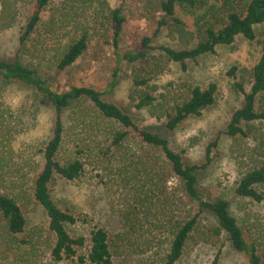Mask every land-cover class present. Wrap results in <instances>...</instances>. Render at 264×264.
Listing matches in <instances>:
<instances>
[{"label":"rangeland","instance_id":"obj_1","mask_svg":"<svg viewBox=\"0 0 264 264\" xmlns=\"http://www.w3.org/2000/svg\"><path fill=\"white\" fill-rule=\"evenodd\" d=\"M34 1L0 0V61H19L36 68L57 93L70 87H89L105 93L118 68L117 83L106 99L127 113L139 128L166 139L171 149L182 154L185 163L200 165L206 146L218 139L217 157L197 172L199 191L206 200L223 199L229 203L230 214L245 238L259 242L264 260V201L257 204L240 199L233 192L244 166L235 158L234 150L245 149L246 142L232 141L224 135L231 114L242 102L227 73L235 67L236 80L249 89L251 70L260 57L264 23L256 26L257 38L253 42L237 37L232 45L218 47L215 55L188 61L185 70L159 52L147 51L149 60L158 64L159 70L151 75L154 78L149 91L160 107L169 108L183 101L193 86L205 88L213 83L217 87L213 106L170 133L163 128L162 120L145 110H134L128 99L134 73H148L151 65L118 64L109 38L108 14L119 8L126 19L119 52L137 48L156 27L160 0H91V6L82 11L63 0H53L43 12L37 31L21 49L18 37ZM223 1H211L194 13L177 10L181 24L164 27L154 44L176 50L192 48L202 37L204 27L224 18ZM248 1L237 8H243ZM73 14L76 16L71 19ZM73 20L86 23L84 26L90 31L88 47L71 67L55 72L53 59L79 31L70 22ZM50 22L65 24L64 32L52 35L53 41L48 35ZM40 99L33 87L0 77V193L16 199L26 220L23 233L11 235L0 218V264H73L52 258L54 237L32 195L33 180L43 166L41 149L51 136L55 120L52 107ZM61 118L64 139L57 160L64 163L79 159L83 173L74 182L55 177L49 190L59 209L68 210L83 221L67 226L72 236L86 235L97 226L109 236L114 264H164L173 230L197 215L196 227L175 264H212L217 255L218 264H247L246 258L231 247L211 213L179 194L177 180L167 171L163 174L159 150L146 147L131 136L114 147V134L124 129L102 119L88 100L73 101Z\"/></svg>","mask_w":264,"mask_h":264},{"label":"trees","instance_id":"obj_2","mask_svg":"<svg viewBox=\"0 0 264 264\" xmlns=\"http://www.w3.org/2000/svg\"><path fill=\"white\" fill-rule=\"evenodd\" d=\"M52 1H34L31 15L18 37V45L21 49L25 48L31 36L37 31L43 12ZM63 1L81 11L92 4L91 0ZM211 1L220 2V0H160V16L155 29L150 36L141 40L137 48L123 53L119 52V41L126 19L119 8L110 10L108 14L110 45L116 62L146 64L147 67L151 65L148 73L143 70L134 73L128 95L130 104L134 110H145L156 120H162L163 128L170 133L181 127L188 119L201 117L206 109L213 106L217 87L213 83L205 88L193 86L183 101L169 108L160 107L156 97L149 91V83L154 78L152 73L159 70L158 64L149 60L147 51H157L185 70L188 61H195L205 55H215L218 47L232 45L237 37L253 42L257 38L256 26L264 23V0H249L243 8H237V5L245 0H224L222 3L225 8L224 18L217 19L214 24L204 27L202 37L192 48L176 50L170 46L154 44L157 35L164 27L171 23L181 24L177 19V10L194 13L207 7ZM74 16L76 14H73L71 19ZM70 22L78 26L79 31L53 59L55 72L71 67L88 47L90 31L85 28L86 23L80 20ZM49 25L48 35L52 41L54 33L64 32L65 24L62 22L58 24L50 22ZM259 45L260 57L251 70L252 83L248 90L244 88L242 82L236 80L235 67L227 73V76L234 80L233 88L242 96V102L231 114L224 132V135L232 141L243 139L246 142L245 149L234 150L235 158L239 163L244 164L233 189L234 195L257 204L264 201V34L259 40ZM144 72L150 74L149 77ZM118 73L117 68L105 93L89 87H70L66 92L57 93L52 90L47 77L36 68L28 67L19 61H0V77L3 80L17 81L33 87L41 95V103L52 107L55 114L51 136L41 149L43 166L35 176L32 188L33 199L43 210L47 218V229L54 237L51 248L54 261L73 264H114L107 232L103 228L94 226L86 235L72 236L67 226H75L83 221L68 210L59 209L50 196L49 189L55 177L74 182L79 180L83 173V163L79 159L74 158L61 163L57 160V154L64 139L61 114L73 101L84 99L92 103L102 119L118 123L124 129L114 134L112 143L114 147L121 146V143L131 136L138 143L159 150L163 158V174L167 171L171 178L177 180L179 194L196 203L200 209L211 213L220 231L226 234L231 247L246 258L247 264H264L259 242L245 238L237 220L230 214L229 203L223 199L206 200L199 191L197 172L205 169L217 157L218 139L206 146L204 160L200 165L185 163L182 154L171 149L166 139L157 133L139 128L127 113L106 99V95L117 83ZM179 200L181 201L180 198ZM0 218L9 234L23 233L26 220L21 206L14 197L5 193H0ZM196 223L197 215H192L173 230L164 264H175L180 260ZM212 264H218V255L215 256Z\"/></svg>","mask_w":264,"mask_h":264}]
</instances>
